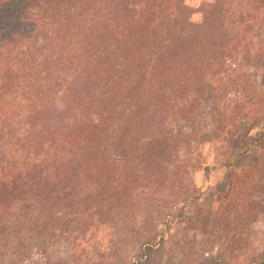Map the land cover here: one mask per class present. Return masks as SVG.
I'll return each instance as SVG.
<instances>
[{
    "label": "trees",
    "instance_id": "trees-1",
    "mask_svg": "<svg viewBox=\"0 0 264 264\" xmlns=\"http://www.w3.org/2000/svg\"><path fill=\"white\" fill-rule=\"evenodd\" d=\"M201 9L0 0V264H264V0ZM206 133L260 154L187 216Z\"/></svg>",
    "mask_w": 264,
    "mask_h": 264
},
{
    "label": "rangeland",
    "instance_id": "rangeland-1",
    "mask_svg": "<svg viewBox=\"0 0 264 264\" xmlns=\"http://www.w3.org/2000/svg\"><path fill=\"white\" fill-rule=\"evenodd\" d=\"M214 0H184L185 5L193 11L191 21L194 24L201 22V8L206 3H212ZM256 85V91L259 99H264V64L258 66L254 70H249ZM258 118V117H257ZM264 132V123L260 122L256 129L250 133L251 141L256 134ZM248 143L229 142L222 138L206 133L203 144L199 149L202 158V167L194 175V182L201 192V197L197 204L187 206L186 214L200 208L203 210H211L216 197V193H225L228 189L230 178L238 175L241 171L248 168L251 163L259 156L260 152ZM229 165V166H226ZM182 236L187 237L186 231L183 230ZM192 234H189V237ZM196 240L200 241L198 234ZM244 236L250 242L247 253L250 256L255 253L264 251V218L259 222L251 225ZM204 246H197V252H202ZM62 254V253H61ZM200 261V258L197 259Z\"/></svg>",
    "mask_w": 264,
    "mask_h": 264
}]
</instances>
